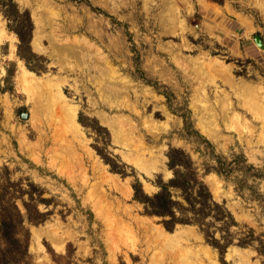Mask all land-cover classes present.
Instances as JSON below:
<instances>
[{
    "label": "rangeland",
    "instance_id": "obj_1",
    "mask_svg": "<svg viewBox=\"0 0 264 264\" xmlns=\"http://www.w3.org/2000/svg\"><path fill=\"white\" fill-rule=\"evenodd\" d=\"M4 1L0 184L8 176L23 189L34 184L35 198L47 200L36 203L43 221H25L28 264H222L196 225L169 231L135 199L134 185L153 195L159 179L173 176L171 148L190 154L213 200L237 222L223 260L264 264L256 250L264 247V133L241 89L248 83L264 100V49L255 42L264 43V0H13L20 13L10 20ZM24 12L29 65L15 32L29 28ZM21 64L47 86L19 81ZM59 104L76 111L78 128ZM205 166L211 172L203 174ZM119 217L132 223L136 245ZM142 225L174 239L150 242ZM41 227H52L63 245L34 238ZM249 228L256 239L240 247Z\"/></svg>",
    "mask_w": 264,
    "mask_h": 264
},
{
    "label": "trees",
    "instance_id": "obj_2",
    "mask_svg": "<svg viewBox=\"0 0 264 264\" xmlns=\"http://www.w3.org/2000/svg\"><path fill=\"white\" fill-rule=\"evenodd\" d=\"M4 2L7 4L1 5L8 19L20 13L13 0ZM23 14L28 16L29 28L26 31L16 28L15 32L20 40L19 55L29 65L34 54L30 52L31 55H24L22 50H30L32 23L28 12L21 13ZM167 157V166L173 176L168 181L159 179L155 183L159 190L153 195L145 194L139 184L134 185L135 199L144 205L147 215L161 217L162 224L169 231L178 224L196 225L207 242L218 249L222 264H227L223 256L235 238V235L228 234L232 227L237 226L235 218L227 208L213 200L208 186L202 180L201 171L188 152L182 148H171ZM202 170L203 174L211 172V168L207 166ZM38 189L34 184L23 189L20 183L11 181L9 176L3 178L0 184V264H28L29 233L25 229V221L40 223L46 215L37 209V201L47 203L46 199L35 198V190ZM24 196L28 198L27 201ZM18 202L23 205L24 212ZM215 223H220V227L211 231V226ZM217 231L220 238L215 235ZM255 239V231L249 228L241 232L237 245L250 246ZM256 250L264 254L262 245Z\"/></svg>",
    "mask_w": 264,
    "mask_h": 264
},
{
    "label": "bare ground",
    "instance_id": "obj_3",
    "mask_svg": "<svg viewBox=\"0 0 264 264\" xmlns=\"http://www.w3.org/2000/svg\"><path fill=\"white\" fill-rule=\"evenodd\" d=\"M10 40H12V39H10ZM10 42H11L10 43V49H11L10 52H12V54H14L15 44H14L13 41H10ZM34 44H35L34 45L35 47L38 46L36 41L34 42ZM18 80L21 81L22 83L29 84V85H32V86H35V87H38V88H43V87L45 88L47 86V81H45L42 77H37L34 73H32L31 71L27 70L24 67L23 64H21V69H20V72L18 73ZM241 89L243 90L242 104L244 106H247L248 107V109L252 112V114L255 117V119H259L260 120V122H261L260 123L261 124V128L260 129L264 133V100L259 97L256 88L254 86L248 84V83H242V88ZM46 105H47V103H46ZM59 108H60V111L59 112L64 113L63 115L66 116V117H68V119L66 118V120L69 122V124H71L72 126H74V128H78L79 127V124L75 120L76 111L75 110L66 111L65 110V107L63 105L60 106V104H59ZM259 139L262 140L261 137ZM263 141H264V139H263ZM50 158H51V156H50ZM142 169H145V171L147 173H151V169H148V167L147 168L146 167H142ZM153 169H156V167H154ZM169 175H170V173H169ZM212 177L215 178L214 175ZM209 183H210L211 188L213 190H215L216 189V183L217 182L215 180H213V179H210L209 180ZM145 187L148 188L150 186L148 184H145ZM117 220H118L117 221V224L119 225V227L122 228V229H124V230H126L127 237L131 239V242L133 243V245H136V243L138 241V238L136 236H138V235L135 234V232L133 230L134 228L130 226V224H132V223H129V222H127V220H123V218H120V217ZM135 221H136V218H135ZM139 222H141V221H139ZM139 222L137 221V225L141 226V223H139ZM140 230H142V229H140ZM32 232H33V237L34 238L40 239V238H42V237L45 236V237L51 239L52 242L57 247H59L60 245H63V243L65 241V240H59V241L56 240L55 233H54V230H53L52 227L33 228ZM143 233L145 234V236H146L147 239H150V242H154L156 244H167L168 245L172 241V238L174 239V236L173 235L172 236H169L162 228H153L151 225H146V227L143 226ZM237 251L238 250H234V253H236Z\"/></svg>",
    "mask_w": 264,
    "mask_h": 264
},
{
    "label": "water",
    "instance_id": "obj_4",
    "mask_svg": "<svg viewBox=\"0 0 264 264\" xmlns=\"http://www.w3.org/2000/svg\"><path fill=\"white\" fill-rule=\"evenodd\" d=\"M255 42L261 49H264V43L259 36H255Z\"/></svg>",
    "mask_w": 264,
    "mask_h": 264
},
{
    "label": "crops",
    "instance_id": "obj_5",
    "mask_svg": "<svg viewBox=\"0 0 264 264\" xmlns=\"http://www.w3.org/2000/svg\"><path fill=\"white\" fill-rule=\"evenodd\" d=\"M213 13H216L215 9H212Z\"/></svg>",
    "mask_w": 264,
    "mask_h": 264
}]
</instances>
